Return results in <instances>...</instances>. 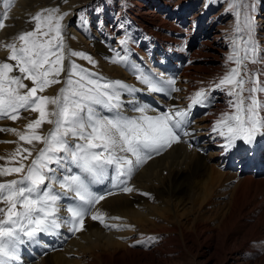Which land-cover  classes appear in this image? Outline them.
Wrapping results in <instances>:
<instances>
[{"label": "snow or ice", "instance_id": "obj_1", "mask_svg": "<svg viewBox=\"0 0 264 264\" xmlns=\"http://www.w3.org/2000/svg\"><path fill=\"white\" fill-rule=\"evenodd\" d=\"M10 3L7 0L5 9ZM227 3L226 11L235 17L232 51L226 58L230 66L217 81L186 97V107L173 105L166 111L138 105L134 94L141 89L108 81L72 61L71 57H79L96 63L90 55L66 49L62 21L70 13L61 12L59 6L31 15L27 21L34 25L31 30L0 43V50L8 53L0 60V120L15 122L22 112L37 114L25 125L24 133L0 127V132L16 133L19 141L29 145L18 144L12 153L18 166H0V178L18 177L0 180V264H19L22 248L40 244L41 234L58 235L62 228L72 234L83 231L89 216L106 229L131 227L105 222L121 219L106 217L96 208L115 193L98 194L93 186L108 181L112 189L134 191L127 183L135 171L153 155L186 142L183 137L191 134L187 126L192 110L207 107L212 92L220 91L228 98L227 110L211 126V132L223 141L222 154L238 142L250 146L264 136V72L249 67L264 64L253 39V5L250 0ZM8 19L7 10L0 13V30ZM126 43L120 41L122 49ZM110 62L129 67L128 56L120 51H114ZM131 70L149 93L172 98L180 91L175 78L145 74L134 65ZM57 84L64 86L55 96L43 94ZM126 94L133 99L125 101ZM127 111L136 115L129 116ZM45 124L51 127L41 133ZM37 144L42 145L38 150ZM62 200L69 203L62 204Z\"/></svg>", "mask_w": 264, "mask_h": 264}, {"label": "bare ground", "instance_id": "obj_2", "mask_svg": "<svg viewBox=\"0 0 264 264\" xmlns=\"http://www.w3.org/2000/svg\"><path fill=\"white\" fill-rule=\"evenodd\" d=\"M6 2L7 0H0V13L5 10L9 13V19L5 21L6 27L0 30V43L11 42V38L16 34L21 31L31 30L34 25L27 22L31 15H34L42 9L54 8L57 6H59L61 12H64L63 4H65L64 0H11L10 5L5 9ZM67 4H69L68 6H72L75 2L72 1ZM71 9L73 10V7H71ZM190 9L189 6L185 12L187 13ZM166 12H168L169 15H173L174 8H167ZM151 16H153V14H151ZM177 19H179V16H177ZM162 20L160 19V25L165 26L164 19L162 18ZM62 24L64 26L63 37L66 49L90 55L96 63L92 65L87 60L79 57H71L72 61L104 77L108 81L119 80L131 87L141 89V91H137L134 94L136 103L138 105L150 106L157 111H166L173 105L186 107L189 102L186 97L199 88H206L211 82L217 81L216 79L222 76L230 66L227 65L225 71L222 70L223 72L214 75V79L212 78L213 76L209 77V80L213 79V81H203L202 85H198L195 81L197 78H201V75L204 77V74H207V66H200L199 64L194 65V63H191L192 60L187 58L185 54H179L177 45H180L183 40L176 37L177 35H180V37L182 36V33H180L178 29L174 30V37L168 39L172 52L170 51L165 55H153L148 52L141 53L140 49H136L137 46L131 45V43L128 42V45L135 48V59L139 57V60L142 58L146 61L155 60L162 63L167 62L171 65V68H176L173 70V73L178 75L176 79L180 80L179 82L176 81V87L178 88L183 80L184 84L182 87L184 90L182 93H173L172 98H169L162 94L149 93L143 90L145 86L140 84L132 73L131 66L133 65V59L131 60L129 53H126L128 56V68L124 65L110 62V58L114 54V49L110 47L112 45L109 43H113L116 37H118L117 40H122V34L119 32V24L116 23L115 26L106 27L99 22L97 28L102 34L99 39L96 38L100 35L91 30L88 23L87 26H83V28L81 25L80 34H77L70 26L71 15L66 16ZM202 29H205V26L204 28H199V30ZM203 31L206 32V30ZM190 45L192 46L194 44L190 43ZM204 46L211 48L212 44H204ZM198 49L199 46H197L196 50ZM216 49H214V51H216L214 53L206 52L205 56L207 54L212 57L213 60H221L219 56L222 51ZM187 53H189V51ZM7 54V51L0 50V60H4ZM195 57L197 58V56ZM196 58L195 60H197ZM186 59H189V61ZM224 63H226V59ZM249 67H254L264 72V64L249 65ZM210 68L209 70H211ZM124 69H126V72ZM142 72L148 74L147 71ZM157 76L159 75L157 74ZM261 79H264V76H262ZM25 83L31 86L30 82L25 81ZM62 86L64 85H53L43 94L55 96ZM218 92L220 94L219 99L211 103L210 107L200 115V118L205 115L202 120H198V123H195V117L191 116V123L187 126V131L191 134L183 137V140L186 142L174 144L160 155H153L152 159L148 160L135 171L127 183L128 187L135 189L134 191L124 193L118 189H112L108 181L93 186V190L98 194H106L108 191H113L115 193L114 195L106 196V199L101 201L96 208L104 212L106 217H120L121 219H106L105 222L109 224L129 225L131 227L119 231L115 229H106L98 221L91 220L89 216L85 218L84 230L74 234V239L69 240V236L73 234L64 229H60L58 235L45 236L41 234L40 244L26 246L27 248H38L41 255L35 257L25 250L23 251V256L19 264H161L163 262L167 263L168 261L169 264H171L173 253L179 251V254L180 246L186 248L188 254H191L193 251L192 254H194V258L203 255V251L198 250V248L200 249V247L204 245V243L200 241V237L203 238L206 234L205 232L209 228L201 222L194 223L192 227H186L184 225L180 215L177 213L184 211L186 208L189 209L190 207H187L189 204H187L185 199L180 200L179 197L186 196L190 200H194L198 197L204 185L214 187L217 182L219 183V180L227 177L225 176L226 173H222V169L218 165L219 163H213L214 161L219 162V159L225 160V165L230 169L232 168V164L240 163V168L244 171H247L246 166H248L252 160L256 162L264 161V136L257 137V144L260 146V150L255 147H248L241 151L232 149L229 151V154L231 153L230 156L229 154H222L223 150L221 151L222 148L220 147L221 138L211 132V126L213 121L218 118L219 114L227 110L226 101L228 98L220 91L212 92V98H214V94ZM178 94H180V96ZM123 99L127 101L133 99V96L126 94L123 96ZM126 108H131V105H126ZM203 108L204 107L199 106L194 107L195 111H200ZM126 114L129 116L136 115V113L131 111H127ZM149 114L152 115L155 113L150 112ZM36 116V113L22 112L21 118L15 122L9 119L0 120V127L13 128L16 129L17 132L24 133L25 125L30 120L35 119ZM50 127L51 125L45 124L42 129H40V132L46 133ZM0 143H2L0 145V158H2L0 159V166H18L12 160V153L15 152L18 144L22 147H29V145L19 141L18 135L13 132H0ZM260 143H262V145H260ZM189 144L192 145L191 148H189ZM39 147H42V145L37 144L36 149L38 150ZM25 163H27V161ZM206 166H209L210 169L208 172L209 174H207L208 179L203 181L198 175L200 172H204ZM260 177H264V173L256 178L253 177L252 174H246L243 178L239 179L236 177L234 178L238 180V186L240 182L246 185L253 181L257 183V178ZM15 178L18 177L14 174L12 176L2 177L0 180ZM250 178L253 180L251 181ZM258 185L259 183H257V186ZM142 193H148L149 195L145 196L142 195ZM148 202H153L154 204L150 205ZM61 203L66 205L69 201L62 200ZM95 210L96 209H93V211ZM61 215L67 216V213L62 211ZM185 215H187V212ZM158 220L162 222L160 225L155 224ZM193 227L196 228V232L190 236L188 235V231ZM170 233H173V236H170ZM145 234H153L150 235V237H155L156 240L154 242L158 241L161 248L157 246L158 249L149 252L148 249H150L154 242L153 240H149ZM134 235L137 236L138 241L143 242L136 243L137 240L131 239ZM231 236H233V238L228 237L225 241V252H229V255L238 248L237 241L241 239L238 238V233ZM158 237L166 238L160 239ZM211 238L213 239L212 236ZM211 238L208 237L209 243L205 248L215 252L214 240ZM43 242L48 243V246L44 247L42 244ZM40 245L43 246V249L40 248ZM61 247H64L63 251H60ZM202 257L205 258L204 255Z\"/></svg>", "mask_w": 264, "mask_h": 264}, {"label": "rangeland", "instance_id": "obj_3", "mask_svg": "<svg viewBox=\"0 0 264 264\" xmlns=\"http://www.w3.org/2000/svg\"><path fill=\"white\" fill-rule=\"evenodd\" d=\"M72 1L75 2V4L72 6H68L69 4L67 3ZM163 1L164 0H66L65 4L63 5L64 12H68L71 15L70 26L77 34H80L81 25L82 28L83 26H87V22H84V19L89 22L90 27L93 29V31L96 32V34L98 33L96 31V24L99 21H102V25L108 27L107 24H109L110 22H112L113 25H116L117 19L118 23H121L122 25L123 34L125 33L124 35L134 38L137 45V43L141 41L142 38H148L149 35H152L154 37H161L159 39L163 38L162 34L160 33V29H162V27L160 26L161 15L158 13V6L162 5ZM182 1L184 2V4L181 7ZM199 2H203V0H199ZM212 2L214 4V12L218 14L219 21H221L222 23H215L212 32V29L210 30L209 24H207L204 19H201V23L198 26L197 31L193 32V34L191 35L192 39L190 43H193L194 45H192L188 49L189 53H187L188 51L184 53L187 58L192 60V62H190L194 63V65L199 64L200 66H207V74H204V77L201 75V78H197V80L195 81L198 85H202L203 81H208L209 77L213 76L212 78L214 79V75L225 71L227 66V64L223 61L225 60V58H223L224 51L222 50V47H224V45L226 44V35L230 21L229 18L232 17V13L226 11L228 7L227 0H212ZM250 2L253 5L251 15L256 19V22L258 23V36L263 37L262 40H264V0H250ZM189 6L191 9L186 13L185 10H187ZM71 7H73V10L71 9ZM167 8H174L173 15H169V13L166 12L163 17L166 24L163 27L167 28L169 39L174 37L173 33L175 29H178L179 32L182 33V36L186 35L187 31L180 28H182V25H187L188 20L189 25L194 24L191 18H186V15H190L193 9H197L198 4L192 5L190 0H177L167 2ZM70 9L72 10V12ZM151 14H153V16H151ZM177 16H179V19H177ZM218 16L215 17V20H217ZM173 17H175L174 20L171 19ZM211 17L213 18L212 15ZM220 25H223V28H221L223 32L219 35L222 39L218 40L217 30ZM204 26L205 29L199 30L200 27L204 28ZM195 28L196 25L193 26L192 30H194ZM203 30H206V32H204ZM176 37L179 39L180 35H177ZM149 41L150 43H152L151 40ZM204 44H212V46L211 48H208L204 46ZM197 46H199L198 50H196ZM214 49L222 51L219 56L221 57L220 59L222 61L213 60V58L207 54L205 56L206 52H216L214 51ZM133 51H135V48H133ZM195 56H197V58ZM131 57H134L135 59V54H133ZM195 58L197 60H195ZM134 59L132 64L135 66ZM189 59L186 60L189 61ZM138 62H140V64L135 67L140 70L141 67L147 68L151 66L150 60L146 61L145 59L141 58ZM222 64L225 65L224 69L221 68ZM209 68L211 70H209ZM171 69L172 72H174L173 70H175L176 68L172 67ZM124 70L126 72V69ZM154 74L155 76H157L158 73L154 72ZM164 77L169 78L166 76ZM213 79H210L209 81H213ZM183 82L184 81L182 80V84L178 87L180 89V93H182V91L184 90V88L182 87V85L184 84ZM178 95L180 96V94ZM203 117H205V115ZM203 117L200 119H196L195 123H198L197 121L202 120ZM1 144L2 143H0V145ZM222 161H224L223 163L225 165L226 161ZM213 163L217 164L218 162L214 161ZM209 169L210 167L206 166L204 172H200L198 177L203 181H205V179H208L207 174H209ZM221 171L222 173H226L225 176L227 177L219 180V183L217 182L214 187L204 185L198 197L194 200H190L186 196L179 197L180 200L185 199L187 204H189L187 207H190L189 209L186 208L184 211L177 213L178 215H180L184 225L186 227H192L194 223L201 222L209 228L205 232L207 235L205 234L203 238L200 237V241L203 242L204 245H202L200 249L198 248V250L203 251L202 254L205 258L202 257L203 255L196 256L194 258V254H192L193 251L191 254H188V250L180 246V253L178 254L179 251L173 253V260L171 264H264V177L257 178V183H259L258 186L256 181H253L247 185L240 182L238 186L240 188L242 186L241 189L237 186L238 180L234 178H243L246 174H252L253 177L256 178L263 174L264 171L262 168H259L256 171H248L244 173H239V171L235 169H229L227 171L226 169H222ZM250 179L251 181L253 180L252 178ZM148 204L153 205L154 203L148 202ZM186 212L187 215H185ZM161 223L162 222L158 220L155 224L160 225ZM194 232H196L195 227L191 228V230L188 231V235L191 236L192 234H194ZM235 233H238V238L241 239L237 241L238 248H236L232 252V254L229 255V252H225V241L228 237L233 238V236L231 235ZM145 235L147 237H150V235L153 234ZM170 236H173V233H170ZM211 236L213 237V239L211 238ZM208 237L214 240L215 252L213 250L205 248L209 243ZM74 238V234L69 236V240ZM158 238L163 239L166 237ZM131 239H135L136 241L137 236L134 235ZM155 240L156 239H154L153 242ZM157 246L158 248H161L158 241L154 242L150 247L151 250L148 249V251L151 252L155 249H158ZM63 249L64 247H61L60 251H63ZM161 264H169V261L167 263L163 262Z\"/></svg>", "mask_w": 264, "mask_h": 264}]
</instances>
